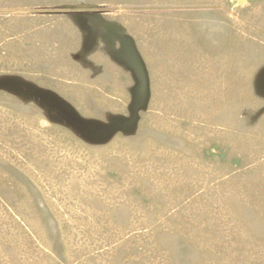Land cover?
<instances>
[{
    "label": "rangeland",
    "instance_id": "374dc122",
    "mask_svg": "<svg viewBox=\"0 0 264 264\" xmlns=\"http://www.w3.org/2000/svg\"><path fill=\"white\" fill-rule=\"evenodd\" d=\"M0 264H264V0H0Z\"/></svg>",
    "mask_w": 264,
    "mask_h": 264
}]
</instances>
